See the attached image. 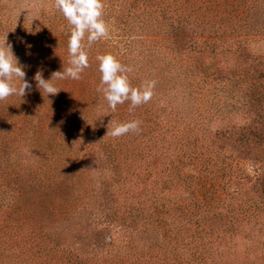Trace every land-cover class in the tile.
I'll return each mask as SVG.
<instances>
[{
    "label": "trees",
    "instance_id": "obj_1",
    "mask_svg": "<svg viewBox=\"0 0 264 264\" xmlns=\"http://www.w3.org/2000/svg\"><path fill=\"white\" fill-rule=\"evenodd\" d=\"M23 2L0 0V46L32 84L0 101V264H264V115L244 113L264 0H103L109 38H85L89 67L49 96L34 77L69 66L70 26L55 0ZM109 53L133 87L155 81L147 104L113 112L96 91Z\"/></svg>",
    "mask_w": 264,
    "mask_h": 264
},
{
    "label": "clouds",
    "instance_id": "obj_2",
    "mask_svg": "<svg viewBox=\"0 0 264 264\" xmlns=\"http://www.w3.org/2000/svg\"><path fill=\"white\" fill-rule=\"evenodd\" d=\"M55 8L63 15L70 26V38L68 40V67L63 66L62 71L53 74L52 78L45 80L39 72L34 80L37 87L43 93L56 95L60 90L52 82L57 79L79 80L89 67V57L85 50V38L87 47H91L97 41L107 39L110 31L103 19V0H55ZM100 84L96 91L102 95L108 107L115 112L117 105L126 101L130 102L129 110L147 104L153 96L155 81H145L140 87H133L129 81L128 73L132 68L123 65L113 54L97 55ZM25 71L19 64L10 44L0 46V101L10 96L18 95L21 98L26 91H31L32 84L25 79ZM19 81V87H17ZM112 124V121L109 125ZM140 129V121L112 126L106 135L120 137L129 132H137Z\"/></svg>",
    "mask_w": 264,
    "mask_h": 264
},
{
    "label": "rangeland",
    "instance_id": "obj_3",
    "mask_svg": "<svg viewBox=\"0 0 264 264\" xmlns=\"http://www.w3.org/2000/svg\"><path fill=\"white\" fill-rule=\"evenodd\" d=\"M24 2L22 3V6L24 7L26 13H28L29 15H34L41 7V5H45V4H48L49 3V0H23ZM26 3H29V5H27ZM259 46H264V44L261 42L258 44ZM262 79V78H261ZM261 106V108H260ZM241 109V108H240ZM235 111L237 112H241L242 110H236ZM259 112L261 113V116L264 115V89L262 88V85H261V105H252V106H246L244 108V113L245 114H250V112ZM241 119V117H240ZM241 121V120H239ZM228 145L230 146H233L235 145L236 143H234L233 140H229V141H225ZM259 166V164H254V163H249L248 167L249 169L253 170L255 167Z\"/></svg>",
    "mask_w": 264,
    "mask_h": 264
}]
</instances>
